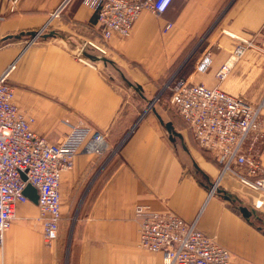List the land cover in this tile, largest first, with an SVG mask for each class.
<instances>
[{"label":"crops","instance_id":"obj_1","mask_svg":"<svg viewBox=\"0 0 264 264\" xmlns=\"http://www.w3.org/2000/svg\"><path fill=\"white\" fill-rule=\"evenodd\" d=\"M263 24L264 0H173L160 16L143 11L130 36L111 38L101 55L88 46L100 44V26L83 0H18L13 12L0 0V75L14 65L7 82L33 131L53 144L68 132L64 122H83L107 144L101 156L80 151L61 175V220L51 245L37 205H16L0 264H163L160 253L138 245L137 206L195 222L230 252L229 264H264V229L224 197H207L218 166L162 96L193 58L183 79L264 102ZM40 31L31 40L29 33ZM240 43L251 45L219 82L217 70ZM260 114L263 142L259 151V140L254 146L264 165V107Z\"/></svg>","mask_w":264,"mask_h":264},{"label":"built area","instance_id":"obj_2","mask_svg":"<svg viewBox=\"0 0 264 264\" xmlns=\"http://www.w3.org/2000/svg\"><path fill=\"white\" fill-rule=\"evenodd\" d=\"M7 1L9 11L13 12L18 0ZM172 1L83 0L96 14L100 26V44L89 43L88 46L105 55L107 42L113 37H129L143 11L160 16ZM62 8L52 17L58 16ZM170 27L171 24H167L164 30ZM41 32H37V36ZM261 32L264 33V24ZM250 45L240 43L235 47L215 74L219 82L227 78L233 62L242 57ZM208 64L205 57L199 67L204 70ZM13 68L11 64L0 75V248L16 205L29 202L24 195L27 185L36 190L43 240L51 245L58 238L61 220V175L72 170L74 157L80 151L101 156L107 144L102 133L83 122H64L68 132L53 144L34 132L33 119L13 102L14 91L7 82ZM167 88L169 104L187 126L197 146L212 155L218 166L217 176L207 187V197L237 192L251 211L264 213V165L254 146L264 102L253 105L218 87L208 88L187 80L172 79L167 82ZM134 217L138 221V245L160 253L163 264H229L230 252L198 230L195 222L186 223L171 212L154 213L144 206L135 208Z\"/></svg>","mask_w":264,"mask_h":264},{"label":"rangeland","instance_id":"obj_3","mask_svg":"<svg viewBox=\"0 0 264 264\" xmlns=\"http://www.w3.org/2000/svg\"><path fill=\"white\" fill-rule=\"evenodd\" d=\"M168 82V81H167ZM167 82L164 84L163 86V91H162V96L163 93L166 95V96H169L170 92L167 88ZM157 100H159L157 97L155 98V100L152 102V103H157ZM258 140L259 142L257 143V151L260 150V147L262 145V138L261 137H258ZM212 160L213 157L212 155L208 154ZM238 195H241L240 193H237V192H233L232 195L230 196L231 200H228L230 201L234 206L236 207H239V206H243L245 207L248 211L250 212H254V211H251L250 207L247 206L243 201H241L240 197ZM238 196V197H236ZM223 197V196H222ZM238 199V200H237ZM250 220L257 226H259L260 228H263L264 229V213H260V212H254V216H251ZM72 228V219H69L66 223H65V232H66V237L69 236L70 234V230Z\"/></svg>","mask_w":264,"mask_h":264},{"label":"water","instance_id":"obj_4","mask_svg":"<svg viewBox=\"0 0 264 264\" xmlns=\"http://www.w3.org/2000/svg\"><path fill=\"white\" fill-rule=\"evenodd\" d=\"M29 36L31 37V40L34 39L36 36H37V32H30L29 33ZM81 54L85 55L86 57H88L90 60H102L104 62H106L105 59L103 58H97V57H92V56H89L87 55L85 52L81 51L80 52ZM131 87L136 90V91H140L141 88L140 86H133L131 85ZM165 128L166 130L168 131L170 137H172V135H174V131H173V127L171 125V123H167L165 125ZM223 197L227 200H231L230 198V194L226 193V192H223ZM24 195H26L29 199V201L33 202L34 204H37V194H36V190L31 187L30 185H27L25 190H24ZM238 211L241 213V215L243 216L244 219H246L247 221L250 220L251 216H254V212H250L248 211L245 207L243 206H239L238 207Z\"/></svg>","mask_w":264,"mask_h":264},{"label":"trees","instance_id":"obj_5","mask_svg":"<svg viewBox=\"0 0 264 264\" xmlns=\"http://www.w3.org/2000/svg\"><path fill=\"white\" fill-rule=\"evenodd\" d=\"M192 60H193V58H190V60L186 62V64L182 67V69H181L180 72L177 74V76L174 77V80H185V79H183L182 76H183L184 74H186L187 71L189 70V66H190ZM163 95H165V94L163 93ZM205 152H206V151H205ZM207 153H208V152H207ZM213 161H214V160H213ZM214 163H216V162L214 161Z\"/></svg>","mask_w":264,"mask_h":264}]
</instances>
